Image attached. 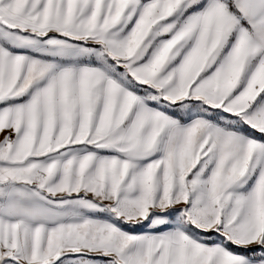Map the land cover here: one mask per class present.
I'll list each match as a JSON object with an SVG mask.
<instances>
[{
  "label": "snow or ice",
  "instance_id": "1",
  "mask_svg": "<svg viewBox=\"0 0 264 264\" xmlns=\"http://www.w3.org/2000/svg\"><path fill=\"white\" fill-rule=\"evenodd\" d=\"M0 264H264V0H0Z\"/></svg>",
  "mask_w": 264,
  "mask_h": 264
}]
</instances>
